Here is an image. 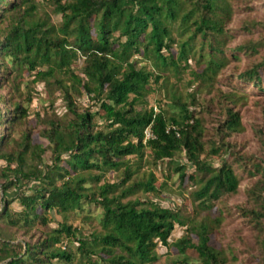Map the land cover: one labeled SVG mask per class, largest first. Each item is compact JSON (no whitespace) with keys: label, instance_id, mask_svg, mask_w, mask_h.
<instances>
[{"label":"trees","instance_id":"obj_1","mask_svg":"<svg viewBox=\"0 0 264 264\" xmlns=\"http://www.w3.org/2000/svg\"><path fill=\"white\" fill-rule=\"evenodd\" d=\"M231 1L51 0L53 12L61 15L53 24L47 14L40 16L36 0H0V90L8 84L13 95L10 102L2 98L12 108L0 109V190L5 195L0 264H154L161 258L158 246L170 245L176 224L185 234L174 242L178 259L167 264H227L226 250L211 244L222 213L211 216L209 211L215 201L238 193L239 171L259 176L247 190L253 206L239 211L253 227L264 229V162L236 156L227 142L242 131L234 107L249 90L232 82V90L220 94L225 102L218 105L215 134L202 116L209 108L196 109L200 87L209 91L226 64L239 62L240 54L256 57L264 48L255 39L228 48ZM251 27L243 29L248 33ZM192 60L201 72L191 68ZM187 69L199 82L196 92L184 100L172 92L170 101L157 108L140 107L155 91L153 83L179 79ZM26 74L33 83L55 85L71 115L58 122L35 114L47 146L34 142V128H26L34 101L31 92L21 90ZM239 81L264 93V55ZM82 96L88 100L83 110L77 107ZM256 133L264 147L262 132ZM146 150L153 166L166 162L181 189L193 187L192 214L149 198L124 202L139 192L158 197L164 187L156 186L152 173L135 178L140 167L133 169L128 158L141 162ZM46 151L49 163L43 160ZM108 171L120 172L121 181H105ZM11 188L17 191L18 211L6 198ZM199 212L205 218L198 220ZM52 213L84 223L95 219L100 228L87 236L66 221L49 228ZM1 226L37 240L26 246L14 243L3 238ZM259 245L264 264V237ZM190 252L197 256L191 258Z\"/></svg>","mask_w":264,"mask_h":264},{"label":"rangeland","instance_id":"obj_2","mask_svg":"<svg viewBox=\"0 0 264 264\" xmlns=\"http://www.w3.org/2000/svg\"><path fill=\"white\" fill-rule=\"evenodd\" d=\"M36 1L40 4V16L45 18L46 16L43 14L45 13L49 17L48 20L50 22L58 24L61 20V15L53 12L51 0ZM231 6L233 8V15L231 21L227 25V29L231 33L232 39L227 45L228 48L233 50L236 46L254 39L264 42V0H233L231 1ZM246 24L252 26L248 33L243 29ZM173 51H175V48ZM263 55L264 48L260 50L256 57H245L243 54H240V61H230L226 64L225 69L215 77L209 91L206 88L200 87L198 92H196L199 82L193 81L194 77L190 73V69L182 73L179 79L171 76L164 83L161 79L158 84L153 83L151 85L152 88H155V91L146 97L145 103L141 104L140 107L145 109L157 108L159 103L163 105L164 102L170 101L169 96L172 92L181 95L183 100L186 99L187 94L196 92L195 97L198 103L196 109L197 111H201V107L209 108V112H203L202 116L206 119V125L210 129L209 133L215 134L216 132L212 129L218 126L216 120H220L221 118L218 115V105L225 102L220 94L230 92L232 88L229 83L234 82L239 89L244 88L245 90H249V94L247 96L238 97L234 107L235 110L239 112L242 131L231 136L227 142L234 148L236 156L253 157L264 162V147L256 133V130L261 131L264 140V93L257 91L252 85H247L239 81V75L252 67ZM189 64H191L192 69L201 72V69L196 66L193 60L190 61ZM80 65L79 62L75 67L77 68ZM147 65H149L148 62ZM76 72L78 73L79 71L76 70ZM235 78L236 80L232 81ZM32 80L33 77L27 76L26 74L21 84V90L24 93L31 92L34 97L29 112L30 123L26 128H34V142L42 143L44 146H47V140L40 136L39 131L43 128V124L36 121L35 114H40V120L45 121L46 119H54L58 122H64L66 119L71 118V115L67 111L66 102L63 99L61 91L57 89L55 85L46 86L44 83H33ZM241 86L242 88H240ZM9 87L10 86L6 84L4 89L0 90V109L3 111L12 108L11 104L2 102V98L8 102L13 100L11 88ZM87 104L88 100L85 96L77 99L78 108L83 110L84 106ZM0 129L3 130L4 127L1 126ZM23 129H25V126L22 130ZM16 135L18 136V134ZM50 157V151H46L43 155L44 163H49ZM150 158V151L146 150L141 162L132 157H129L128 160H131L133 169H136L138 166L140 167L135 178L144 176L148 178L149 174L152 173L155 176L156 186L164 184L161 193L156 197L151 193L145 195L139 192L134 196L124 199V202L133 200L134 198H140L141 200L149 198L162 207L173 209L185 207L186 210L183 211V214H192L193 210H195V204L189 197V191L193 190V187L188 189V191L181 189L178 181H176L174 173L166 169V162L155 167ZM228 160L230 162L233 161L232 158H228ZM218 163L219 159L216 158L214 164L218 165ZM2 167L3 164L0 163V171ZM238 173L241 176L238 193L234 196H225L221 200L215 201L212 209L209 211L211 216L217 215L218 210L222 213L220 225L213 229V233L211 234V244L216 249L223 248L226 250L225 255L228 258L227 264H262L259 242L264 237V229L261 230L257 227H253L249 218L244 217L242 212L239 211V207L249 208L253 206V202L248 196L247 190L254 186L259 176L251 178L244 172L241 173L239 171ZM121 178L120 172L108 171L104 174L105 181L110 183L119 182ZM126 185H128V183ZM4 196V193L0 190V210L2 207L1 201L5 198ZM16 197L17 191L15 188H11L7 191L6 198L8 200L13 199L10 205L12 211L20 210L17 200L15 201ZM91 210L93 211L94 208L91 207ZM52 215L54 220L49 224V228L56 227L60 222L66 221L68 224L81 229L85 236L90 235L94 230H99L100 228L95 219H92L88 223H84L81 218H76L74 216L65 218L53 213ZM205 216L206 213L199 212L198 220L205 218ZM49 228L44 230L48 231ZM184 229V227L178 224L174 226L169 240L170 245L167 247L162 245L158 246L157 252L161 258L154 264H167L169 261L178 259L179 255L177 248L174 246V242L185 234ZM1 232L3 233V238L13 240L14 243H21L23 246H26L27 243L33 244L37 240L36 237L33 238L30 235H25L22 231L13 230L6 226H1ZM189 256L195 258L197 254L195 252H190Z\"/></svg>","mask_w":264,"mask_h":264},{"label":"built area","instance_id":"obj_3","mask_svg":"<svg viewBox=\"0 0 264 264\" xmlns=\"http://www.w3.org/2000/svg\"><path fill=\"white\" fill-rule=\"evenodd\" d=\"M146 137L147 138L150 137V132L149 131L146 132Z\"/></svg>","mask_w":264,"mask_h":264}]
</instances>
